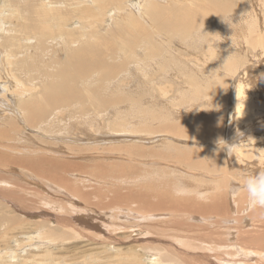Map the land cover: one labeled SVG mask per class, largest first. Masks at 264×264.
<instances>
[{"label":"bare ground","instance_id":"6f19581e","mask_svg":"<svg viewBox=\"0 0 264 264\" xmlns=\"http://www.w3.org/2000/svg\"><path fill=\"white\" fill-rule=\"evenodd\" d=\"M251 2H252V0H251ZM3 7L5 9H3ZM6 8H8V9H6ZM0 9H2V12L5 16V17H2L3 14L0 16V148H1V146L6 147V148L8 147V149L12 148L13 150L12 149H10V150L14 151V149H19V147L22 148L21 145L23 143V145H24L23 147H26V148L29 147L30 150L33 152L32 153L33 155H31V152L28 153V154H30L28 156L23 155L24 152L26 154V151H24V152L21 151L22 149H24V148H22L20 151H21V153L23 152L22 156H25V158H24L21 155L18 157V156L12 155L11 153L9 154L8 152L10 150L6 153L5 151L7 149H5V151H2L3 148H1L2 150H0V171L5 170L7 172L9 171V172H14V173L16 172L17 173L18 168H24V169L29 170L32 173V177L34 174H38L40 177H42L40 179L41 180L43 179L46 183H48L47 185H50V186L54 185L53 184L54 182H58L61 185L67 184L70 181V179L66 175V173H71V170H69L68 168L73 167L72 165H77L73 160H76L78 158H81V156H84V154H81L82 152L85 153L86 151H89V150H95L94 145H93V147H92V145H91V147L88 145L87 146L85 145V144H90L91 142L90 143H86L85 141L79 142L80 138L78 137L79 139H77L74 137L76 140V141L74 140V142H76V144H79V143L84 144L86 147L85 146L73 147L74 151H76V152H74L72 150V146H69L67 149L69 151H65L64 153H60L59 155L58 154L55 155V154L51 153L52 154L51 156L50 155L49 156H43L44 153H42V152H46V151H45V149L44 150L41 149V148H43V147H41L42 145H44V147L45 146L48 147L49 144L51 145V143H53V140L55 141V140L63 139V137L61 139H57V137L56 138L53 137L55 135V133L59 132V133L63 134L62 136H68L69 134H73L72 129H75V128H76V130H88L89 133L87 135L92 136L91 137L92 140L94 139L93 142L96 139H99L101 144H104L103 141H107L105 139V137L113 135V134H111V132H114V134H115V132H122L123 131V132H130V133H127V135L131 134V132L133 131L132 130L133 124H129L127 126L126 125L125 126L119 125V123L121 122L120 121L121 116L119 115L118 109H120V106L123 105V102L127 101V99L130 96L128 94V91L125 93L122 92L121 88H123V87L126 88V86H128L127 83L125 84L124 79L131 77V80L132 81L134 80L133 82L136 83L139 81L137 76H139L140 78H142L144 76L146 78L147 77L153 78L154 76L159 75L162 79L164 77L169 76L168 73L170 72V70H174L175 73L179 74V71H182L183 67H181L180 65L179 66L177 65L176 67H170L168 64H166L167 62L170 61V58H171L168 56V54L169 55L174 54L172 56V57H174L176 55V53L180 52L181 55H183V57H184V54L181 51H183V48H185L184 49L185 52L186 51L189 52L190 47L191 48L199 47L200 51L202 52V56L200 57V59L205 61L206 63H205V65H201V64L192 62V61H190V59L185 57L186 61H184V63H183L184 64V70L196 71L200 74H203V78L205 76L210 75V73L212 71H217L216 74H218V76L219 75L221 76V75L235 74V73H237V70L242 65V63L239 64V62H242V61L238 57H244L245 50H246L245 46H244L245 43H247V46L248 45L250 47L253 46L254 56H256L255 50L257 49V47H259L258 44H260V43L262 44L264 42V0H258V1L254 0L253 4L250 7L246 6V3H244V0H0ZM232 24L237 25L236 29H238V27H239V31L237 33H233L232 31L227 32V30L229 29V27ZM168 37H170V38L168 39ZM235 44H236V48L232 49V48H234ZM196 56L197 55H195V57ZM239 59H240V61H239ZM209 61L212 62V65L209 68H206V66H208L210 64ZM250 67H251V65H250ZM249 71H250V69H249ZM254 73H257V72H254ZM175 75H177V74H175ZM188 76H190V75H188ZM236 76L237 75H235V77ZM133 77L137 78V80L132 79ZM236 78H238V84H236L235 87L233 88L234 91H233L231 97H232V103L234 104V107L236 108L237 116L238 117L242 116V118H243L244 116H246V113L250 112V111H253L258 115L260 113H263L264 112V110H263L264 103L260 104V103H258L259 101L256 102V100H255L256 98L254 97V95L256 96V94L253 91L254 86L252 85V82L250 81L251 84H249V83H246V80H244L243 78H239L238 76ZM161 79L158 83V88L161 87L163 89L164 86H166V85H164L162 87L163 82L161 81ZM143 80L141 79V81H143ZM213 82L214 81L209 82L207 86L210 87L213 84ZM260 82L263 84L262 86L264 87V82L263 81H260ZM131 83H129V84H131ZM144 83H146V82H144ZM132 84H134V83H132ZM138 85H139L138 83L135 84L136 87H138ZM146 85H147V83L144 84V86H146ZM185 85H186V87H188L186 83H185ZM215 86H217V87L223 86V83L218 81V82H216ZM147 88H145V89H147ZM165 89H166V87H165ZM180 89H181V87H180ZM128 90H130V88ZM138 91H140V90H138ZM143 91L142 92L140 91V92L143 93ZM161 91H162L163 96H164V93L166 92V90H161ZM180 91H182V90H180ZM131 92H132V90H131ZM263 92H264V90H263ZM135 93H136V91H135ZM167 93H169V92H167ZM179 93L181 95V92H179ZM256 93H257V91H256ZM259 94H261V93H258V95ZM263 95H264V93H263ZM189 96L190 95H188L187 97H189ZM139 97H140V93H139ZM152 97H154V96H152ZM135 98L137 99V97H135ZM178 98H179V96H178ZM155 99L156 98H154L153 100H155ZM140 102H142V101H140ZM129 103H131V100ZM184 106H186V105H184ZM189 109L195 110L196 107H191ZM71 110H72V113L74 114L72 116L68 115L71 112ZM189 111H191V110H189ZM77 113L79 115H77ZM139 115H141V114H139ZM196 115H197V113H196ZM67 116H69V118H67ZM104 117L107 118V120H109L108 122H110V124L106 125L108 127V130L107 129L105 130L106 127H104L105 126L104 121H103ZM137 118H139V117H137ZM143 118H144V116H143ZM157 118H159V117H157ZM174 118H176V117H174ZM217 119H218L217 117L207 119L206 122L210 121L211 123H208L207 130H205L204 132L202 130L203 133H200L201 130H200V132H198V129H200V127H201V126L199 127L197 125L198 123H196L194 121H191V123H189L190 122L189 121L188 122L189 124L184 123L187 119L184 122L182 121L183 123L181 122V123H177L175 125H177V127H179V129H177V130H179L178 133L182 134V133H186L188 131H193L196 136H194L192 139H194L196 137L195 139H202L204 141L207 140V142H208V141H210L208 139H214L216 134L220 135V133L223 132V131H221V128H220V125H219V122ZM219 119H221V118H219ZM116 120H118L119 122ZM138 120H140V119H138ZM158 121H160V120H158ZM200 121L202 123V121H204V120H200ZM230 121H232V120H230ZM197 122H198V120H197ZM128 123H130V122H128ZM229 123H231V122H229ZM194 124H196V125H194ZM234 124H235V122H234ZM175 125L174 126L173 125L168 126V123H166L164 125H161V127L163 126L162 128L165 129L164 130L165 133H167L166 132L167 130L170 131V129H171L170 133H173L174 131H176L175 130L176 128H174ZM231 126H233V125H231ZM161 127H159V129ZM236 127H238V126L236 125ZM245 127H247V126H245ZM257 127H259V126H257ZM194 129H196V130H194ZM254 129H256V128L254 127ZM254 129L252 128L250 130V132H252V131H253V133H256L258 131L261 132V130H254ZM152 130H154V128ZM218 130H219V132H218ZM262 131H264V130H262ZM38 132H41L42 134H46V136L40 135V134H38ZM259 132H258V134H259ZM14 133L17 134V137L13 136ZM191 133L192 132H190V134L186 133V135L191 136ZM31 134H37V136H35V139L39 140L41 142V144H39L35 139H32L34 136H32ZM84 134H85V132H84ZM173 134H175V133H173ZM180 134H178L179 135L178 137H180ZM124 135L126 136V134H124ZM162 135H163V133H162ZM58 136H60V135H58ZM117 136H119V135L117 134ZM117 136H115V137H117ZM28 138H31L30 139L31 141ZM171 138L174 139L173 137H171ZM256 138H257V136H254L253 139L251 138V139L246 140V141H245V139L240 140L239 142L245 141L246 144H243L242 147L235 149V152H236L237 157H238L236 163L237 164H238V162L244 163V165H242V168H243L242 171L245 169H249V168H252L251 169L252 171H254L256 168H258L259 171L264 170V141L262 143H260L259 141H257ZM124 139H125V137H124ZM166 139H169V138L167 137ZM179 139H182V138H179ZM217 139L220 140L219 137H217ZM86 140H87V138H86ZM117 140H119V139H117ZM142 140H144V138ZM69 141H71V139ZM120 141H122V140H120ZM233 141H235V140H233ZM72 142L73 141H71V143ZM145 142H148V141H145ZM257 142H259V143L256 144ZM229 144H232V143H229ZM198 145H201V142ZM219 145H218V147H219ZM168 146H169V144H168ZM178 146H180V145H178ZM215 146H217V145H215ZM139 147H141V146H139ZM210 147H212V146H210ZM51 148L54 149L53 146H51ZM95 148H97V151H101V149H102V147L98 146V145H96ZM134 148L137 149V146H135ZM141 148H142V150H144L143 147H141ZM175 148H176V146H175ZM186 148H188V147L186 146ZM207 148L209 150V146ZM171 149H172V147H171ZM192 149L193 148H191V150ZM197 149H199V148H197ZM200 149H201V147H200ZM215 149H217V148H215ZM36 150H39V153ZM47 150H49V149H47ZM112 150H115V149L112 148ZM112 150H111V152H115ZM116 150H120V149H116ZM145 150L148 151L150 149L145 147ZM176 150H178V149H176ZM199 150H197V151H199ZM202 150H203V152L205 151V149H202ZM35 151L39 155H35ZM56 152H58V149ZM150 152L153 153L154 150H153V152L152 151H150ZM190 152L191 151H189V153ZM200 152H201V150H200ZM87 153H89V152H87ZM87 153H86V155H87ZM98 153L101 154V157H103L102 153L97 152V154ZM166 153H168V152H166ZM183 153L184 152H182V154ZM207 153H209V152H207ZM109 154H110V152H109ZM109 154H106V155L112 156V154H110V155ZM144 154H146V153H144ZM150 154H148L150 156V157L149 156L148 157L152 158L153 155L151 154L152 155L151 156ZM157 154H159V153L157 152ZM169 154H170V152H169ZM94 155H96V154H94ZM114 155H116V154H114ZM117 155H119V154H117ZM176 155H180V159H182L184 157V154H183V157L181 158V152L179 154L176 153ZM189 155H191V153ZM213 155H214V158L212 161L213 164L208 166L210 163H206V161L203 158V160L205 161L203 166H205V167L203 169V166L200 165L202 167L203 171L200 169H195V171L196 170H198V171L196 172V174L194 176L197 178H200L201 175L204 177H212L213 176L212 173L214 172L215 173L214 178H218V173H221V172L225 173L226 175H223L224 177H222L221 180H217L215 182L216 188L214 189V191H215L216 195H220V196L228 195L227 191L229 192L230 196H231V194L233 196H236L238 194L237 188L238 187L242 188L243 186L238 185L234 181L228 180L229 170L227 169L226 164L222 163L221 155L218 152H215V154H213ZM213 155H212V157H213ZM37 156H38V159H37ZM64 156H66L69 160L64 159L65 158ZM123 156H125V155H123ZM200 156H201V153H200ZM89 157H92V156H89ZM169 157H171V156H169ZM246 157H248V159L249 158H251V159H249V160L244 159ZM149 158H148V161L151 160V159L149 160ZM193 158H196V157H193ZM200 158H202V157H200ZM226 158H227V156H226ZM234 158H236V157H234ZM36 159H37V161H36ZM61 159H62V161H60ZM126 159L128 160V156ZM177 159H179V158H177ZM131 160H133V159L131 158ZM134 160H135V158H134ZM166 160L168 162L169 159H166ZM185 160L187 162H189L187 159H184V161ZM195 160H197V159H195ZM139 161H141V160H139ZM204 161H202V163ZM137 162H138V160H137ZM142 162H144V161H142ZM142 162H139V163H142ZM145 162H147V158H146ZM197 162H199V161L197 160ZM226 162H229V161L227 160ZM48 164L58 166L60 168V171H58V172L55 171V173H54V171L52 170L51 167H49ZM181 164H182V162H181ZM172 165H175V164H172ZM189 165H191V164H189ZM198 165H199V163H198ZM181 166L185 167L186 165L185 166L181 165ZM240 166L241 165H239V167ZM189 170L190 171L192 170V166H191V169H189ZM183 171H184V169H183ZM259 171H256V173H258ZM2 172L4 173V171H2ZM191 172H194V171H191ZM146 173H148V172H146ZM20 174H22V173H20ZM24 174H26V173H24ZM12 176H14V175H12ZM34 176H36V175H34ZM19 177H17V180L19 179ZM36 177H34V178H36ZM6 178L4 177V175L3 176L0 175V182L2 180H5ZM38 178L39 177H37V179H36L37 181H35V180L34 181L39 183L40 181L38 180ZM15 180H16V178H15ZM17 180L15 181V183L17 182ZM202 180H204V179L202 178ZM7 182H8V184H7ZM7 182H5V184L8 185V186H6V189L10 185L9 184L10 181H7ZM18 182H22V181H18ZM32 183H31V185L33 186ZM0 184H2V183H0ZM28 184H30V183H28ZM228 184H235L234 187L236 189L235 188L231 189L230 187H228ZM236 185H238V186H236ZM38 186H36V187H38ZM50 186H49V188H50ZM200 186H202V185H200ZM28 188L29 187H27V189ZM39 188H40V186H39ZM162 188L164 189V187H162ZM32 189H33V187H32ZM35 189H37V188L34 187V189L30 190V192L34 191ZM4 190H3V192H5ZM10 190H8V192L6 191L3 195L0 194V197L2 195V197L4 199H7L8 201L11 200L10 197L14 198V199H12L13 201L11 200L12 202L11 201H9V202H11L13 204V207L16 209V211H21V213H19V214L23 215L24 213H27V214H29V217H30L33 213L36 212V209H39V208H37L36 204L31 203L32 198H30V197H32V196H29L28 197L29 199L28 198L26 199L25 195L24 196L16 195V194H19L20 192L14 193L13 191L10 192ZM41 190L38 189L35 191H38L40 193ZM47 190L49 191V189H47ZM51 190H53V189H51ZM59 190L61 193V189H59ZM21 191L24 192V190H22V189H21ZM28 191L29 190H27L25 192L29 193ZM43 191L44 190H42V192ZM54 191H55V189H54ZM150 191H152V190H150ZM31 193H33V192H31ZM56 193H58V192H56ZM63 193H64V191H62V194ZM117 193L118 192H116V195L119 194V193L118 194ZM46 195H48V193ZM46 195L43 194V196H46ZM59 195L61 196V194H59ZM167 195H168V192L166 190H162L161 192H157V193L148 192V193H145V195L139 196V198L136 199V200H138L136 202L139 203L137 205L145 204L147 211H150L152 213H163L164 211L165 212L168 211V213H169L172 210H167L166 209L167 205L173 209L174 208L177 209L178 208L177 206L183 207V204H185L186 207L193 208L197 213L200 214V215L193 214V216L188 217V218L190 220L192 219L198 223L201 222V226H200L201 228L199 231H201L200 233H203L202 236L206 237V238L207 237H214L215 238V239H213L214 241H204V242L199 239L202 242V244L203 243H204V245H207V244L213 245L214 244L215 247H213V248H216V245H217V247H219V249H220V247H225L223 245L229 246L231 244L229 241H226V239L222 235L223 233L221 230L223 229V227H222L223 224L220 225V223L222 222V219H219V217L228 219L230 216L229 215L230 208L228 209V205L226 206V204H224L223 201H221L219 198H218V201L216 203V199H217L216 195H212L213 201L209 200V201L204 202V203L199 202L196 204H193V203L191 204L190 203L191 200H181V199H178L174 196L173 197H167ZM245 195L247 196L246 191H244L243 196H242V204H240L239 197L236 198V200L238 201V202L237 201L236 202L240 206V208L238 210L241 211L242 213H245L249 210L248 205H247V201H246V204L243 201V197L246 198ZM118 196H119L118 198H121L123 196L126 197L125 193H123V192H120V194ZM135 196H137V195L133 194L132 196L128 197V199H133ZM63 197H65V195ZM69 197H72V196H69ZM99 197L102 198L101 194H99ZM114 198H116V197H114ZM114 198L113 197L111 198L112 205H114V203H115L112 201ZM180 198H182V197H180ZM197 200H199V199H197ZM99 201L101 202L102 200H99ZM86 202L88 204H90L93 201L88 199ZM129 202H130V200H129ZM42 203H44V201H42ZM111 203H110V205H111ZM120 203H121V205L123 203L124 204L127 203L126 198H122V201ZM131 203L133 204V202H131ZM29 204H32V205H29ZM92 204H99V203H92ZM2 205H4V204H2ZM52 205H54V204L52 203ZM235 205H236V203H235ZM22 206H25V207H22ZM236 206L238 207V205H236ZM20 207H22V208H20ZM142 207H143V205L141 207H138V208H142ZM103 208H107V207H103ZM152 208H154V210ZM3 209H4V206H3ZM116 209H118V208H116ZM135 209L137 210V208H135ZM231 209L234 210V205L232 206ZM77 210H78V208H77ZM1 211H2V209H1ZM104 211H106V210H104ZM138 211H140V210H138ZM249 211H248V213H249L248 216L251 219L254 218L255 213L260 214L262 212L260 210V208L249 210ZM49 212H51V211H49ZM111 212L113 213V211H111ZM119 212H122V211L120 210ZM124 212H122V214ZM141 213H143V212L141 211ZM47 214L49 217H52L51 213H47ZM186 214H187V212H186ZM133 215L135 216L136 213ZM240 215L241 214H237L236 219L241 218ZM137 216H139V215H137ZM162 216H164V215H162ZM174 216H176V215L174 214ZM183 216L184 215H182V217ZM169 217H171V216H169ZM169 217L167 216V218L166 217L165 218L170 220ZM209 217L215 218L218 223H216L214 226L205 225L202 222V220L210 221ZM124 218L126 219V217H124ZM174 218L178 219L181 217L178 216V217H174ZM230 218H232V217H230ZM230 218H229V220H230ZM48 219H47V221H48ZM52 219H54V218H52ZM57 219H60V218L57 217ZM177 219H176V221H177ZM44 220L45 219L43 218V221ZM185 220H183V221H185ZM6 221L7 222L11 221L13 224L12 225L13 227L10 228V227H7V225H6V228L4 230H2V231L0 230V241H2V240L4 241L5 239L7 240V238L14 236L13 238L15 240V243H17L19 241V239H17V237L19 235H23L25 233H30V232H26L27 228L35 229L33 226H37L38 229H40L42 227H48V231H49L50 225H53V224H51L52 222L50 224L45 222L46 220L44 222H41L38 224L33 223V222H28L26 219L19 218L18 216H14L13 219H12V217L8 218V220H6ZM91 221H92V219H91ZM178 221H179V219H178ZM223 222H225V221L223 220ZM231 222H229V223H231ZM198 223H196V224H198ZM169 224L171 225L172 223L170 222ZM227 224H228V222L224 223V225H227ZM16 225L18 227H16ZM185 225L186 224L182 225L179 222L176 232H175V230H173V228L170 229V227L159 226L157 228L159 230L160 229H168V231L173 230V232L175 234V235L174 234L172 235L173 238L178 237L176 242H178L181 245L182 242H186V239H184V237H186L187 240H189V236L181 233V231L177 232L178 230H183L185 228L190 230V226L189 225L185 226ZM138 227L139 226H137V228ZM229 227H231V226H229ZM139 229H141V228H139ZM191 229L194 231L197 230V229H193V228H191ZM225 229L226 228H224L223 230H225ZM50 232H53V231H49L48 234ZM153 232L156 233L155 231H153ZM231 232H232V229H231ZM262 232H264V230ZM41 233H43V232H41ZM225 233L227 234V231ZM54 234H53V236L55 237ZM83 234H84V232H83ZM46 235H47V233H45V235L42 237H47V238L51 239L52 236L48 237V235L47 236ZM229 235H230V237H235L236 234L235 235L229 234ZM39 236L41 237V234ZM182 236H184V237L182 238ZM30 237L32 239L37 238V237H34L32 235H30ZM25 238H26V236H25ZM222 238L224 239V241ZM52 239H54V238H52ZM250 242L256 245L257 250L252 251V250H248L244 247H238L236 252H231L232 255L240 254L243 252H246V254H247L244 256H252V257L254 256L255 257V255L259 254V253H262L264 255V234L259 232V234L257 236L251 238ZM3 243H5V242H3ZM171 244L173 245L172 242H171ZM195 244H196V242H195ZM44 245H45V243H44ZM164 245L165 244H163V246ZM0 248H1V245H0ZM155 248H153V250ZM157 249H159V251H157V252L152 251L151 257H148V259L149 258L151 259L150 263H152V264H183L180 261V258H181V260H183V258L180 254H182L185 250L180 251L179 247L176 248L175 246H174V250L172 249V247H170V248L165 247V249H164L162 246L157 247L156 250ZM216 249H218V248H216ZM221 251L222 250L220 249V253H221ZM225 251H227V250H225ZM225 251H224V253H225ZM229 251H228V253H229ZM231 253H229V254H231ZM229 254H228V256H230ZM131 255H133V258H136L135 262L140 261V259H138L139 254L134 255V253L133 254L131 253ZM217 255H219V254H217ZM223 255H225V254H222L221 256H223ZM176 256L178 257L179 261H177ZM209 257H212L211 252L206 254V255L196 256L195 257L196 262H194L193 264H217V263L218 264H226L228 262L224 263L223 261H229L228 259H230L227 256H226V258H219L218 257L219 260L217 261V259H216V262H217L216 263L214 260H212ZM143 258H145V256ZM247 258L241 257V260L243 261V262L241 261V263H243V264H255V263H250ZM250 258L251 257H249V259ZM255 259H258V258L255 257ZM230 260H232V259H230ZM188 261H185V262H188ZM231 262H233V261H231ZM186 264H188V263H186Z\"/></svg>","mask_w":264,"mask_h":264},{"label":"rangeland","instance_id":"374dc122","mask_svg":"<svg viewBox=\"0 0 264 264\" xmlns=\"http://www.w3.org/2000/svg\"><path fill=\"white\" fill-rule=\"evenodd\" d=\"M253 2H254V0H252V2H251V0H244V3H246V6H248V7H250L253 4ZM3 9H5V8L3 7ZM6 9H8V8H6ZM0 10H1L0 11V16H1L3 14V12H2V9H0ZM2 17H5L4 14L2 15ZM236 28H237V25L232 24L229 27V29L227 30V32L232 31L233 33H237L239 31V27H238V29H236ZM169 38L170 37H168V39ZM258 45H259V47H257V49L255 50L256 56H257L256 57V56H254L253 46L252 47H250L249 45L247 46V43H245V45H244L245 49H246L245 55H244V57H238L242 61V62H239V64L242 63V65L237 70V73H235V74L221 75V76L219 75L218 76V74H216L217 71H212L210 73V75L205 76L203 78V74H200L196 71L184 70V64L183 63H184V61H186V58L190 59V61H192V62L201 64V65H205V63H206L205 61L200 59V57L202 56V52L200 51L199 47H193V48L190 47L189 52H187V51L185 52V50H184L185 48H183V51H181V52H183L184 57H183V55H181L180 52L176 53V55L174 57H172L174 54H172V55L168 54V56L171 58H170V61L167 62L166 64H168L170 67H176L177 65L178 66L180 65L181 67H183L182 71H179V74L175 73L174 70H170V72L168 73L169 78L164 77L162 79L159 75L154 76L153 78H150V77L146 78L145 76L140 78L139 76L136 75L140 81V82L138 81L136 83L133 82L134 80L133 81L131 80V77L127 78L128 80L124 79L125 84L127 83L128 86H126V88H124V87L121 88L122 92L125 93L128 91V94L130 96L127 99V101L123 102V105H121L122 107L120 106V109H118L119 115L121 116V118H120L121 122L119 123V125H123V126L126 125L127 126L129 124H133V128H132L133 131L131 132L130 135L129 134L127 135V133H130V132H123L122 131V132H115V134H114V132H111V134H113V135L105 137V139L107 141H103L104 144H101L99 139H96L93 142L94 139L92 140V138H91L92 136L87 135L89 133L88 130H76V128H75V129H72L73 134H69L68 136H62L63 134L59 133V132L55 133V135L53 137H55V138L57 137V139H61L63 137V139L55 140V141L53 140V143H51V145L49 144L48 147L45 146L46 148L44 147V145L41 146V147H43L41 149H43V150L45 149V151L48 153L47 154L46 152H42V153H44L43 156H49V155L51 156L52 154H55V155L58 154L59 155L60 153H64L65 151H69V150H67L69 146H72V150L74 151L73 147H82L85 145L86 146L88 145L90 147L92 145V147H93V145H94L95 150H89V151H86L85 153L82 152L81 154H84V156H81V158L73 160L77 165H72L73 167L68 168L69 170H71V173H66V175L70 179V181L67 184L61 185L58 182H54L53 183L54 185L51 184L52 186L47 185L48 183H46L43 179L41 180L40 178H42V177H40L38 174H34V175L39 177L38 180L40 182L39 183L35 182V181H37L36 180L37 177L34 175L32 177V173L29 170L24 169V168H18L17 173L16 172L15 173L9 172V171L7 172L5 170H2V171H4V173H5L4 174L2 171H0V175H2V176L4 175L5 178L7 177L5 180H2L4 183L2 181L0 182V183H2V184H0V188H1L0 194L3 195L6 191L8 192V190L11 189L10 192H12V191L14 193L20 192L19 194H16V195H22V196L25 195L26 199L29 196H32V197H30V198H32L31 203L36 204L37 208H39V209H36V212L33 213L30 217H29V214H27V213H24L23 215H21V214H19V213H21V211H16V209L13 207V204L11 203L13 201L12 199H14V198L10 197V199L12 201L9 200V201H11V202H9L7 199H4L1 195V197H0V200H1L0 201V230L1 231L4 230L6 228V225H7V227L12 228L13 227L12 222L10 221L11 222L10 223L8 221L9 222L8 223L6 220H8V218L12 217V219H13L14 216H18L19 218H24L28 222H33L36 224L44 222L45 220H46L45 222H47L49 224L52 222L51 224H53V225H50L49 231H53L55 233L54 234L53 232H50L48 234V232H49L48 227H42V228L38 229L37 226H33L36 230L27 228L26 232H30V233H25V234L19 235L17 237V239H19V241L17 242L18 244L15 243V240L13 238L14 236L7 238L8 241L5 239L7 242L5 240L0 241V245H1V248H0V264H126V263L127 264H148V263L152 264V263H150L151 259L150 258L148 259V257H151L152 251L153 252L159 251V249L156 250V248L159 246H162L164 249H165V247L166 248L172 247L173 250H174V246H175L176 248L179 247L180 251L185 250L182 254H180L184 260L183 261L180 258V261L183 264H186V263L193 264L194 262H196V260H195L196 256L206 255L210 252L212 253V257H209V258H211L215 262H216V259L218 261L219 258H226V256H227L232 260L228 259L229 261H223L224 263L228 262L226 264H243V263H241V261H242L241 257L242 258L248 257L247 259L250 263L264 264V258H263L264 255L262 253L255 255V257L258 259H255L254 256L253 257L252 256H244V255H247L246 252H243L240 254H234V255H232V253H231V252H236L238 247H244V248H246L248 250H252V251L257 250L256 245L251 243L250 240L252 237L257 236L259 234V232L264 234V232H262L264 230V209H260L262 211L260 214L255 213V216L253 219H251L248 216L249 210L245 213H242L241 211L238 210L240 208V206L237 203L238 201L236 200V198L239 197L240 204H242V196H243V193L245 191L243 187L237 188L238 194L236 196H233L232 194L230 196L228 191H227L228 195H223V196L216 195V193L214 191V189L216 188L215 182L217 180H221V178L224 177L223 175H226L225 173H222V172L218 173V178H214L215 177L214 172H213L214 174L212 173V175H213L212 177H204L201 175L200 178H197L194 176L196 174V172L198 171V170L195 171V169H200L203 171V169L205 167V166H203L205 161H206V163H210L208 166L213 164V162H212L213 158H214L213 154H215V152H218L221 155L222 163H225L227 166V169L229 170L228 180L234 181L240 186H243L247 177L255 175V174H257L256 171H259L258 168H256L254 171L251 170L252 168L245 169L242 171V169H243L242 165H244V163L238 162V164L241 165L240 166L241 168L236 163L238 157H237V154L235 152V149H234V155L231 157L226 155L227 152L225 149L223 150V147H224L223 141H225L227 144H229V143L234 144V143L239 142L242 139H245V141L249 140L251 138L253 139L254 136H257L256 139L260 143H262L264 141L263 140L264 139V134H263L264 131H262V130H264V124H263L264 123V112L260 113L258 115L255 112L250 111V112H247L246 116H244L243 118H242V116L238 117L237 112H236V108L234 107V104L232 103V97H231L232 93L234 91L233 88L235 87L236 84H238V78H236L238 76L239 78H243L244 80H246V83L251 84L250 81L252 82V85L254 86L253 91L256 94V96L254 95V97L256 98L255 99L256 102L259 101L258 103H260V104L264 103L263 102L264 101V95H263L264 87L262 86L263 84L260 82V81L264 82V80H263L264 76L261 75V74H264V42L262 44L260 43ZM235 48H236V44L234 45V48H232V49H235ZM195 55H197V56L195 57ZM240 59H239V61H240ZM209 63L210 64L208 66H206V68H209L212 65L211 61H209ZM250 65H251V67H250ZM249 69H250V71H249ZM254 72H257V73H254ZM175 74H177L179 77ZM188 75H190V76H188ZM235 75H237V76L235 77ZM132 79L137 80V78H134V77ZM141 79L142 80L144 79V80L141 81ZM160 79L163 82L162 87L164 85H166V86H164L163 89L161 87L158 88V83H159ZM212 81H214L213 84L210 87L207 86L208 83L212 82ZM218 81L222 82L223 86H220V87L215 86L216 82H218ZM131 82L134 84H132ZM144 82L147 83L146 86H144V84H146ZM184 82L187 84L188 87H186ZM129 83H131L132 85ZM137 83L139 84L138 85L139 88L135 86V84H137ZM144 87L145 88L148 87V88L145 89ZM165 87H166V89H165ZM180 87H181V89H180ZM127 88L128 89L130 88V90H128ZM179 89L182 91H180ZM131 90H132V92H131ZM138 90H140L141 92L143 90L144 91H143V93H141ZM161 90H166V92L164 93V96H163V93ZM135 91H136V93H135ZM256 91H257V93H256ZM167 92H169V93H167ZM179 92H181V95ZM139 93H140V97H139ZM258 93H261V94L258 95ZM188 95H190V96L187 97ZM152 96H154V97H152ZM178 96H179V98H178ZM135 97H137V99ZM154 98H156V99L153 100ZM130 100H131V103H129ZM140 101H142V102H140ZM184 105H186V106H184ZM191 107H196V109L195 110L189 109ZM189 110H191V111H189ZM263 110H264V108H263ZM195 112L197 113V115ZM70 113L68 115H71V116L74 115L72 113V110ZM139 114H141V115H139ZM77 115H79V114L77 113ZM143 116H144V118H143ZM137 117H139V118H137ZM157 117H159V118H157ZM174 117H176V118H174ZM214 117L218 118L217 120L219 122L221 131H223V132H221L220 135L216 134L214 139H208L211 142L210 141L207 142V140L204 141L202 139H195L196 137L194 139H192L194 136H196L193 131L186 132L187 134L188 133L190 134V132H192L191 136L190 135L187 136L186 133H182V132H181L182 134H180V133H178L179 130H177V129H179V127H177V125H175L177 123H181L182 121L184 122L187 119L184 123H188L189 121H190L189 123H191V121L198 123L197 125L199 127L201 126L200 129H198V132H200V130H201L200 133H203L205 130H207L208 123H211L210 121L206 122V120L209 118H214ZM67 118H69V116H67ZM219 118H221V119H219ZM138 119H140V120H138ZM158 120H160V121H158ZM197 120H198V122H197ZM200 120H204V121H202V123H201ZM230 120H232V121H230ZM103 121H104V125H105L104 127H106L105 130L106 129L108 130V127L106 125L110 124V122H108L109 120H107V118L104 117ZM116 121H118V120H116ZM128 122H130V123H128ZM229 122H231V123H229ZM234 122H235V124H234ZM151 123L152 124L154 123V124L152 125ZM166 123H168V126H172V125L174 126L175 125L174 128H176L175 129L176 131L173 132L175 134L170 133L171 129H170V131L167 130L166 131L167 133L164 132L165 129L162 128L163 126L161 127V125H164ZM194 125H196V124H194ZM231 125H233V126H231ZM236 125L238 127H236ZM245 126H247V127H245ZM257 126H259V127H257ZM159 127H161V128L159 129ZM251 127L253 129L255 127L256 129H254V130H261V132L258 131L259 134H258V132H256V133H253V131L250 132V130L252 129ZM153 128H154V130H152ZM194 130H196V129H194ZM202 130H203V132H202ZM84 132H85V134H84ZM218 132H219V130H218ZM162 133H163V135H162ZM38 134L46 136V134H42L41 132H38ZM117 134L119 136H117ZM124 134H126V136ZM178 134H180V137H178L179 136ZM238 134H242V135H238ZM31 135L34 136L32 139H35V136H37V134H31ZM58 135H60V136H58ZM13 136L17 137V134L14 133ZM115 136H117V137H115ZM74 137L77 139L80 138L79 142L85 141L86 143H90V142L91 143L85 144V145L80 144V143L76 144V142H74V140H75ZM124 137H125V139H124ZM165 137L166 138L168 137L169 139H166ZM171 137H173L174 139H172ZM217 137H219L220 140L217 139ZM86 138H87V140H86ZM143 138H144V140H142ZM179 138H182V139H179ZM28 139L30 140L31 138H28ZM70 139L74 143L73 142L71 143V141H69ZM117 139H119V140H117ZM120 140H122V141H120ZM221 140H223V141H221ZM233 140H235V141H233ZM36 141L39 144H41V142L39 140H36ZM145 141H148V142H145ZM219 141H221L220 145H219ZM200 142H201V145H198ZM259 142H257L256 144H258ZM168 144L170 147L168 146ZM96 145L102 147L101 151H97V148H95ZM178 145H180V146H178ZM215 145H217V146H215ZM218 145H219V147H218ZM21 146L24 149L19 147V149H14L15 152L12 151L13 150L12 148H10V149H12V150H10V149H8V147L6 148V147H2V146H1V148H3V150L1 148H0V150L5 151V149H7L5 151L6 153L10 150L8 152L9 154L11 153L12 155L18 156V157L20 155L22 156L24 151H26V154L24 152L23 155L28 156V155H30V154H28L30 152H31V155H33L32 154L33 152L30 150L29 147H27V148L23 147L24 146L23 143ZM51 146H53L54 149L51 148ZM135 146H137V149L134 148ZM139 146L143 147L144 150H142V148ZM144 146L150 150H148V151L145 150ZM175 146H176V148H175ZM186 146L188 148H186ZM208 146H209V150L207 148ZM210 146H212V147H210ZM171 147H172V149H171ZM200 147H201V149H200ZM112 148H114L115 150H112ZM191 148H193V149L191 150ZM197 148H199L201 150V152ZM215 148H217V149H215ZM47 149H49V150H47ZM57 149H58V152H56ZM116 149H120V150H116ZM176 149H178V150H176ZM202 149H205V151L203 152ZM20 150L23 152L21 153ZM111 150L115 151V152H111ZM153 150H154V152H153ZM197 150H199V151H197ZM36 151H38V153H39V150H36ZM36 151H35V155H39ZM150 151H152L153 153H151ZM179 151L181 152V158L183 157V154H184L183 158L187 159L189 162H187L186 160L184 161L183 158L180 159V155H176V153L177 154L180 153ZM189 151H191L190 152L191 155H189L190 154ZM74 152H76V151H74ZM87 152H89V153H87ZM97 152L102 153L103 157H101V154H99V153L97 154ZM109 152H110V154H112V156L109 154ZM157 152L159 154H157ZM166 152H168V153H166ZM169 152H170V154H169ZM182 152H184V153L182 154ZM207 152H209V153H207ZM86 153H87V155H86ZM144 153H146L147 155ZM150 153L153 155L154 158L153 157L149 158L150 156L148 154H150ZM200 153H201V156H200ZM94 154H96V155H94ZM106 154H109L110 156H108ZM114 154H116V155H114ZM117 154H119V155H117ZM123 155H125V156H123ZM168 155L171 157H169ZM212 155H213V157H212ZM89 156H92V157H89ZM127 156H128V160L126 159ZM199 156L202 158H200ZM226 156H227V158H226ZM22 157L25 158V156H22ZM64 157H65L64 159L69 160L66 156H64ZM193 157H196V158H193ZM234 157H236V158H234ZM131 158L133 160H131ZM134 158H135V160H134ZM146 158H147V162H145ZM148 158H149V160L151 159L150 161L152 163L150 161H148ZM177 158H179V159H177ZM203 158L205 161L203 160ZM37 159H38V156H37ZM37 159H36V161H37ZM166 159H169L168 162ZM195 159H197L199 162H197V160H195ZM244 159L249 160L251 158L248 159V157H246ZM137 160H138V162H137ZM139 160H141V161H139ZM179 160L182 162V164ZM201 160L204 162L202 163ZM227 160L229 162H226ZM60 161H62V159ZM142 161H144V162H142ZM139 162H142V163H139ZM171 163L175 164V165H172ZM198 163H199V165H198ZM180 164L184 165V166L186 165V166L182 167ZM189 164H191V165H189ZM200 165L203 166V169ZM191 166H192L191 171H194V172H191L189 170V169H191ZM49 167L52 168L54 173H55V171H57V172L60 171V168L56 165H49ZM183 169H184V171H183ZM23 172L26 174H24ZM146 172H148V173H146ZM20 173H22V174H20ZM12 175H14V176H12ZM17 177H19L18 180H17ZM34 177H36V178H34ZM15 178L17 180L16 183H15V181H16ZM202 178L205 181L202 180ZM7 181H10L9 184L11 186L9 185V187H7V189H6V186H8V185H6L5 182H7ZM18 181H22V182H18ZM26 181L30 184H28ZM31 183L33 184V186L31 185ZM7 184H8V182H7ZM37 184L40 186V188ZM200 185H202V186H200ZM238 185H236V186H238ZM36 186H38V187H36ZM49 186H50V188H49ZM234 186H235V184H228V187H230L231 189H234L235 188ZM27 187H29L30 189L29 188L27 189ZM32 187H33V189H34V187L37 188L35 190H38V189L41 190L42 189L45 192L44 191L42 192V190H41L39 193L38 191L34 190V191H31V192H33V193H31L30 190H33ZM162 187H164V189ZM148 188L152 191H150ZM2 189L3 190L5 189L4 190L5 192H3ZM21 189L24 190V192L21 191ZM47 189H49V191ZM51 189H53V190H51ZM54 189H55V191H54ZM59 189H61V193H60ZM161 189L166 190L168 192L167 197H173L174 196V197L181 199V200H191V202H190L191 204L192 203L196 204L199 202L204 203V202H207L209 200L213 201L212 195H216V197H217L216 203H217L218 198H219L221 201H223L224 204H226V206L228 205V209L230 208L229 218L230 217H232V218H230V220H229L228 217H227L228 219L219 217V219H222V222L220 223V225L223 224L222 225L223 229L226 228L225 230H223V229L221 230L223 233L222 235L226 239V241H229L231 243L229 246L223 245L225 247H220V249L222 250L221 253L225 254V255L221 256L222 254L220 253V249H219V247H217V245H216V248H218V249L213 248V247H215L214 244L213 245H209V244L204 245V243L202 244V242L200 240H202L203 242L204 241H214L213 239H215V238L214 237H207V238L203 237L202 236L203 233H200L201 231H199L201 228L200 227L201 222L199 221L200 223H198V222H195L194 220H192V219L190 220L188 218V217L193 216V214L200 215L193 208L186 207V205L183 204V207L177 206L179 209L178 208L173 209L167 205L166 209L172 210L169 213H168V211H166V212L164 211L163 213H152L150 211H147L145 204H142L143 205L142 208H138V207L142 206V205H137L139 203L136 202V201H138L136 199H138L139 196L145 195V193H148V192H152V193L161 192L162 191ZM27 190H29L28 191L29 193L25 192ZM62 191H64L65 194L64 193L62 194ZM46 192L48 193V195H46L47 194ZM54 192L55 193L58 192V193L55 194ZM116 192H118L119 194H120V192H123V193H125L126 197L120 196L121 198H118L119 194L117 193L118 195H116ZM42 193L46 196H43ZM59 194H61V196ZM99 194H101L102 198L99 197ZM133 194L137 195L134 197L135 199L134 198L128 199V197L132 196ZM64 195H65V197H63ZM69 196H72L75 200ZM112 197L113 198L116 197L112 200L113 202H115L114 205H112V203H111ZM180 197H182V198H180ZM245 197L246 198L243 197V201L245 202V204L247 201V205H248V198L246 195H245ZM122 198H126L127 203H125V204L123 203L121 205L120 202L122 201ZM88 199L93 201L92 203H99V204H92V203L88 204L86 202ZM197 199H199V200H197ZM99 200H102V201L100 202ZM129 200H130V202H129ZM42 201H44V203H42ZM131 202H133V204ZM234 202L236 203V205H238V207L235 205ZM52 203L54 205H52ZM110 203H111V205H110ZM2 204H4V205H2ZM32 204H29V205H32ZM230 204L234 205V210L231 209L233 205L231 206ZM3 206H4V209H3ZM22 207H25V206H22ZM22 207H20V208H22ZM103 207H107V208H103ZM77 208H78V210H77ZM116 208H118V209H116ZM135 208H137V210ZM1 209H2V211H1ZM152 209L154 210V208H152ZM104 210H106V211H104ZM120 210L122 212H124V211L125 212L122 214V212H119ZM138 210H140V211H138ZM49 211H51V212H49ZM111 211H113V213ZM141 211L143 213H141ZM134 212L136 213L135 216L133 215V214H135ZM186 212H187V214H186ZM47 213H51L52 217H49ZM124 214L125 215L127 214L128 216L127 215L125 216ZM174 214L176 216H174ZM237 214H241L240 215L241 218L236 219ZM137 215H139V216H137ZM162 215H164V216H162ZM182 215H184V216L182 217ZM167 216L168 217L171 216V217H169L170 220L166 219ZM178 216L181 217V218H178L179 221L177 218H174V217H178ZM57 217H59L60 219H57ZM124 217H126V219ZM43 218L45 219L44 221H43ZM46 218L47 219L49 218L48 221ZM52 218H54V219H52ZM209 218H210V221L202 220V222L205 225H210V226H214L216 223H218L215 218H211V217H209ZM91 219H92V221H91ZM176 219H177V221H176ZM183 220H185V221H183ZM223 220L225 222H223ZM169 221L172 223L171 225L169 224L170 223ZM179 222L182 225L186 224L185 226H188V225L190 226V230L185 228L183 230L177 231V232L181 231V233L189 236L190 241L187 240L186 237L182 236V238L184 237V239H186V242H182L181 245L178 242H176L178 237L173 238V236H172L174 234L173 230H175V232H176ZM226 222H228L229 225L228 224L224 225V223H226ZM229 222H231V223H229ZM196 223H198V224H196ZM137 226H139V227L137 228ZM159 226L170 227V229L173 228V230L172 231L171 230L168 231V229H160L159 230L157 228ZM229 226H231L232 228ZM16 227H18V226L16 225ZM139 228H141V229H139ZM191 228L197 229V230L194 231ZM231 229H232V232H231ZM153 231H155L156 233H154ZM226 231H227V234L225 233ZM41 232H43V233H41ZM83 232H84V234H83ZM45 233H47L48 237L52 236L51 239L52 238H54V239L51 240L50 238L42 237L45 235ZM52 233L55 235V237L53 236ZM40 234H41V237L39 236ZM229 234L235 235V237H230ZM30 235L37 237V238L32 239L30 237ZM25 236H26V238H25ZM223 241H224V239H223ZM3 242H5V243H3ZM171 242L173 243V245L171 244ZM195 242L197 245L195 244ZM44 243H45V245H44ZM163 244H165V245L163 246ZM153 248H155V249L153 250ZM225 250H227V251H225ZM224 251H225V253H224ZM228 251L231 254H229ZM131 253L132 254L134 253V255L139 254L138 259H140V261L135 262L136 258H133V255H131ZM216 253L219 255H217ZM228 254L230 256H228ZM142 256L143 257L145 256V258H143ZM249 257H251V258L249 259ZM176 258H177V261H179L177 256H176ZM185 261H188V262H185ZM231 261H233V262H231Z\"/></svg>","mask_w":264,"mask_h":264},{"label":"clouds","instance_id":"9594fccd","mask_svg":"<svg viewBox=\"0 0 264 264\" xmlns=\"http://www.w3.org/2000/svg\"><path fill=\"white\" fill-rule=\"evenodd\" d=\"M262 76H264V74H262ZM221 141H219V144ZM245 143L246 142L241 141L234 144H227L225 141H223V149H225L227 151V155L231 157L234 155V149L242 147V145ZM243 188L247 193L249 210L257 208L264 209V170L259 171L255 175L247 177Z\"/></svg>","mask_w":264,"mask_h":264}]
</instances>
